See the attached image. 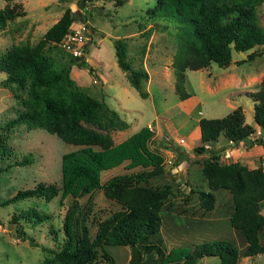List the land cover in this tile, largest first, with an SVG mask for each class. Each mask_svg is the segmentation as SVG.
Returning <instances> with one entry per match:
<instances>
[{
    "label": "trees",
    "instance_id": "1",
    "mask_svg": "<svg viewBox=\"0 0 264 264\" xmlns=\"http://www.w3.org/2000/svg\"><path fill=\"white\" fill-rule=\"evenodd\" d=\"M114 1L119 4L122 0ZM154 1L149 14H172L179 23V40L170 63L175 73L174 91L179 99L189 96L184 88L186 69L202 68L211 62L224 67L231 59L232 50L247 51L245 58L234 61L236 63L264 54V28L257 22L255 12V5L263 0ZM74 2L80 9L85 5V0ZM24 14L25 10L19 3H5L0 7V28L7 21ZM76 17L85 19L78 11L74 12L67 6L34 44L17 43L0 52V71L5 73L3 83L14 84L27 91L26 99L22 100L23 108L5 124L12 126L23 122L77 145V148L65 151L60 156L59 185L56 182L38 181L32 187L17 189L1 201V204H5L32 196L49 200L58 192L60 202L67 196L71 197L62 219V241L56 248L43 246L44 256L35 264H95L97 255L104 264H113L103 246L130 243L144 252L153 251L157 257L160 255L155 264H172L191 255L198 259L217 256L218 264H236L239 250L227 239L200 241L190 249L173 246L162 254L160 241L150 238L159 229V210L171 193L168 182L162 185L147 184L148 177L165 169L163 154L149 146L153 130L148 125H142L114 143L109 134L93 128L115 126L119 120L117 112L106 107L104 101L78 88L68 76L67 66L55 69L44 51L48 44L57 45ZM112 44L116 64L125 72L129 84L140 96H146L147 92L141 89V81L147 80V71L130 65L126 59L124 37L114 38ZM76 64L82 66L85 61L79 60ZM88 70L91 72L93 69L90 66ZM246 94L252 100L253 122L263 127L264 76L258 88ZM197 124L198 143L192 149L197 153L208 152L200 166L208 188L196 191L198 204L204 210H210L214 205V190L227 189L232 200L229 223L239 230L247 242L242 255L251 258L261 254L264 260V244L258 238V232L264 230V215L260 212L264 200V168L247 167L238 161L220 162L216 151L204 146L214 142L219 134L231 141L238 139L243 142L242 136L249 137L253 127L244 123L240 105L221 117L201 116ZM251 139L253 142L264 141ZM178 154L179 158L183 156ZM31 159V155L23 154L13 163L27 164ZM119 165L124 172L100 181L101 170ZM96 189H100L107 199L116 202L119 208L103 217H93L91 223L94 231L89 236L84 223L76 225L80 210L78 199ZM19 217H24L29 224H35L49 215L28 207L12 216L11 220L17 222ZM14 231L17 238L25 239L22 225H17Z\"/></svg>",
    "mask_w": 264,
    "mask_h": 264
},
{
    "label": "rangeland",
    "instance_id": "2",
    "mask_svg": "<svg viewBox=\"0 0 264 264\" xmlns=\"http://www.w3.org/2000/svg\"><path fill=\"white\" fill-rule=\"evenodd\" d=\"M74 1L0 0V7L5 3H19L25 10L24 15L7 21L4 27L0 28V52L17 43L34 44L67 6L83 15L92 30L84 57L72 59L73 57L55 44L46 45L44 51L51 58L55 69L67 66L68 76L78 88L104 101L106 107L115 110L119 117L118 123L112 127L100 129L89 124L88 126L109 134L116 143L140 126L149 123L157 132V136L149 142V146L153 145L156 149L166 147L173 154L175 152V156L164 153L166 168L167 165L172 167V162H176V155L183 152L180 150L187 149L188 145L197 141L194 132L197 117H221L233 107L240 105L245 122L253 123L252 100L248 94L244 96V94L232 93L230 96H225L223 93L225 89L221 88L209 92L206 88L197 85L196 77L199 75V70L187 69V80L185 79L184 82L185 90L194 92L195 98L189 101V104L178 98L174 91L175 73L170 63L179 40V23L172 14H149L148 12L155 5L154 0H122L119 4H115L114 0H85V5L81 9ZM255 12L257 22L264 28V0L255 5ZM78 19V17L74 18V20ZM135 30L137 33L132 34ZM117 36L126 39V59L133 68H143L141 58L144 52H147L145 68L149 73V80L141 81V89L147 92L144 97L128 83L125 72L116 64L112 42L104 38L113 41ZM231 55L239 58L241 55L244 56V51L232 50ZM257 59L261 61L264 56ZM79 60H84L85 65H77L76 62ZM210 65L207 69L213 74L221 69L213 62ZM90 66L96 69L97 74L88 70ZM247 68L246 65H242L239 70ZM4 76L5 73L0 71V264H35L44 256L43 246L56 248L62 241L64 237L62 219L71 197L67 196L60 202L58 192L49 200L32 196L5 204H1V201L17 189L32 187L38 181L56 182L59 185L60 156L65 151L77 148V145L67 143L43 128L29 126L23 122L7 126L6 121L23 108L22 100L26 99L27 91L14 84L5 85ZM192 103L194 105L190 107ZM229 104L235 106L231 108ZM179 138H182L183 142H179ZM249 138L254 137L250 134ZM224 142V136H221L217 145ZM257 143L264 146L263 141ZM23 154L31 155V162L14 164L13 161L20 159ZM232 157L233 155H230L229 159ZM256 166L264 168V164L261 163ZM191 167L185 184L187 188H192L196 192L206 187V179L197 164L191 163ZM167 170L164 174L157 173L147 179L149 185H162L168 182L172 185L171 193L176 189L175 196L170 201L166 199L159 210L161 229L150 237L160 241L162 254H165V249L169 247L185 246L190 249L193 244L207 241L215 236L227 239L237 247L240 256L236 264H264L261 254L251 258L242 255L246 245L238 229L236 231L243 240L233 238L230 233V223L226 217H223L232 209L229 192H226V196L225 189L217 190L213 208L210 211L204 210L196 202L195 194L190 192L189 196L185 197L177 190L176 183L184 182L185 176L179 174V180L174 181L166 174ZM124 171L121 165L101 170L100 181L103 182L109 176ZM78 200L80 210L76 225L84 223L89 236H92L94 231V225L91 223L93 217H103L119 208V205L107 199L100 189L84 194ZM172 206L176 208L184 206V212L169 210ZM28 207L43 211L49 217L35 224H29L24 217H19L17 222L11 220L12 216ZM173 211L178 213L175 214ZM191 211L193 214H188ZM168 221L177 224L180 230L172 232L173 225L169 226ZM7 224L11 226L6 228ZM19 224L22 225L25 233L24 240L15 236L14 228ZM194 227L196 230L193 235L198 239L192 238ZM161 231L168 234L161 238ZM180 232L183 233L178 236ZM260 233V242L264 244V230ZM103 249L111 256L113 264H129L128 245L106 244ZM139 250L142 256L144 251L142 248ZM159 257L160 255L151 257L150 264L157 263ZM199 263L218 264V257L204 256L195 264ZM95 264H104L99 255Z\"/></svg>",
    "mask_w": 264,
    "mask_h": 264
},
{
    "label": "crops",
    "instance_id": "3",
    "mask_svg": "<svg viewBox=\"0 0 264 264\" xmlns=\"http://www.w3.org/2000/svg\"><path fill=\"white\" fill-rule=\"evenodd\" d=\"M135 33H137L136 30L132 32V34H135ZM117 37H115V38H117ZM119 37H122V36H119ZM263 48H264V44H263ZM246 54H247V51L244 52V56L241 55L239 58H236V57L231 55V61L228 63V65H226L224 67L219 66L221 69H219V71H217L215 74L211 73L207 69V67L211 66L210 63H209V65L204 66L202 68L193 69V70H199V73H198L199 75L196 77V79H198L197 85L199 87H201V88H206L209 92L217 91V88L225 89V90H223V93H224L225 96H230L232 93H235L237 95L244 94V96H247L246 93L248 91H254V90H256L258 88L259 82L262 79V77L264 76V59H262L261 61H259L257 59V58H259L261 56H264V54L263 53L262 54H257L253 58H251L249 60H245V61L239 62V63L238 62L237 63L234 62L236 60H241V59L245 58ZM146 55H147V52L145 51L143 56H142V58H141V63H142L143 68L145 70H146V68H145L146 67L145 66ZM93 63L96 64V62H93ZM242 65H246L248 68L239 70V67L242 66ZM92 72L97 74L96 69H93ZM147 73H148V71H147ZM99 76H100V73L98 74V77ZM186 76H187V69L185 70V79L187 80ZM147 80H149V73H148ZM93 82H95V81H93ZM187 92L189 93V96H187V97H185L183 99H180V100H182V102H184V103L186 102V104H189L188 102L191 101L193 98H195V93L194 92H189V91H187ZM225 100L227 101L226 98H225ZM199 102H200V100H199ZM193 105H194V103H192V105H190V107H192ZM229 105L231 106V108L233 106H235L234 104H229ZM121 108H126V107L121 106ZM198 118L199 117H197V120H198ZM244 123H247V124L251 125L252 127H254L256 125L254 122L250 124L248 122H245V120H244ZM147 125L151 128L149 123H147ZM194 132H195V136H196L197 141L191 143L190 146L188 145L187 149L180 150V151L184 152V153L183 152L181 153V155H183V156L181 158H179V154H177L176 155L177 160H176L175 165L172 166L171 168H169V171L166 172V174L169 177H171L174 181H178L179 180V177H178L179 174H182L183 176H185V181L184 182L176 183V185L178 186L177 190L179 191V193H182V196H185V197L189 196L188 194L190 192L196 195L195 190H192V188H187L186 184H185L186 181H187V176L189 175V172L192 169L191 163L197 164L199 166V168H200L201 160L208 154L207 151L198 152V153L193 151V149H192L193 146H195L198 143V136H199L198 124L194 128ZM156 136H157V132H156V130H153V136H152V138L150 139L149 142H151L152 139H154V137H156ZM221 136H223V135L219 134L217 136V139L214 142L208 144V147L211 148V149H214V151H216V153L218 155H220V152L223 149L228 148L230 153H231V155H233V157H232V159H229V158H223L222 156H218V159H219L218 161L223 159L220 162L238 161V162H241V163H243L245 165L251 164L248 167H255L256 165H259L260 163L264 164V146L263 145H259V143H257V142H253L252 144H245L244 142H241V141H237L234 144L233 141L232 142L229 141V139L227 137H225V136H224L225 142L217 145L218 139ZM151 147L155 148L153 145H151ZM157 150L161 151V153L163 152L162 154H163L164 160H165V154H164L165 152L168 155L175 156V152L173 154L171 152V150H169L166 147L157 148ZM170 162H172V161H170ZM168 166L169 165H167L166 168ZM166 168L164 169L163 172H159L158 174H164ZM171 187H172V185H171ZM207 188L208 187H207V184H206V187L205 188H201V189H207ZM219 189H221V188H217V189L214 190V195H216L215 193ZM223 189H225V188H223ZM226 190L227 189H225V191H224L225 195L229 192L228 190L227 191ZM175 191H176V189H174L172 191V193L170 194L171 195L170 198H167L168 201H170L171 198L173 196H175L174 195ZM228 194H230V192ZM230 198H231V195H230ZM196 200H197V197H196ZM196 202H198V201H196ZM187 207H188V205H187ZM170 209H175V210H177L179 212H184L185 207L181 206L179 208H176L175 206H172L171 208H169V210ZM210 210H208V211H210ZM231 210L228 212V214L223 215V217L224 218L226 217L227 220H228V217H229V214H230ZM260 212L264 215V200L261 202ZM174 213L176 214L178 212H174ZM188 214H193V211L189 212ZM228 222H229V220H228ZM168 225L169 226L173 225L172 226V232L180 230V228L177 226V224H174L171 221H168ZM214 226L216 227V225H214ZM229 226L228 227L230 229V233L232 234V237L235 238V239L241 238V240H243L241 235H240L241 233L239 234L238 231H236L237 229H234V227H232L230 224H229ZM160 229H161V219H160V226H159L158 231ZM168 230H169V228H168ZM195 230H196V228L194 227L192 229V238L198 239L195 235H193V233H195ZM261 231L258 232L259 241H261L260 240V238H261V235H260L261 233L260 232ZM181 233H183V232H180L178 234V236H181ZM167 234H168V232H164V233L162 231L160 232L161 238H163ZM213 238H216V237L215 236L211 237L208 240H211ZM233 238H231V239H233ZM244 244L247 245L246 240H245ZM170 248L171 247L165 249L166 250L165 253ZM239 256H240V253H239ZM197 261H199V259H197ZM250 263H251V261H250ZM199 264H201V263H199Z\"/></svg>",
    "mask_w": 264,
    "mask_h": 264
},
{
    "label": "built area",
    "instance_id": "4",
    "mask_svg": "<svg viewBox=\"0 0 264 264\" xmlns=\"http://www.w3.org/2000/svg\"><path fill=\"white\" fill-rule=\"evenodd\" d=\"M91 35L92 30L87 20H73L62 34L57 45L71 57L81 58L85 56L86 44L91 40ZM251 134L255 139H264V126L256 125ZM229 141L231 140L229 139ZM179 142H183V139L179 138ZM204 146L208 147V144H204ZM230 155L229 149L225 148L218 156L229 158Z\"/></svg>",
    "mask_w": 264,
    "mask_h": 264
},
{
    "label": "water",
    "instance_id": "5",
    "mask_svg": "<svg viewBox=\"0 0 264 264\" xmlns=\"http://www.w3.org/2000/svg\"><path fill=\"white\" fill-rule=\"evenodd\" d=\"M75 14V13H73ZM107 40H109L110 42H112V40H110L107 37H104ZM260 49V48H259ZM257 49V50H259ZM231 61V59H230ZM245 144H252L253 141L251 138L248 137V135H244L242 136L241 139ZM239 141L238 139L236 141H234V144ZM170 166H168L166 169H169ZM11 225L7 224L6 228H9ZM130 252H129V260L128 263L129 264H150L151 261V257L155 256V253L153 251H149V252H144L145 256L143 259L140 258V250L139 248L135 245V244H128ZM197 256L195 255H191L188 257H184L181 260H176L174 261L172 264H195L197 262Z\"/></svg>",
    "mask_w": 264,
    "mask_h": 264
},
{
    "label": "flooded vegetation",
    "instance_id": "6",
    "mask_svg": "<svg viewBox=\"0 0 264 264\" xmlns=\"http://www.w3.org/2000/svg\"><path fill=\"white\" fill-rule=\"evenodd\" d=\"M140 254H141V252H140ZM140 258L143 259L144 258V254L142 256L140 255Z\"/></svg>",
    "mask_w": 264,
    "mask_h": 264
},
{
    "label": "clouds",
    "instance_id": "7",
    "mask_svg": "<svg viewBox=\"0 0 264 264\" xmlns=\"http://www.w3.org/2000/svg\"><path fill=\"white\" fill-rule=\"evenodd\" d=\"M171 168V167H170ZM170 264V263H169Z\"/></svg>",
    "mask_w": 264,
    "mask_h": 264
}]
</instances>
